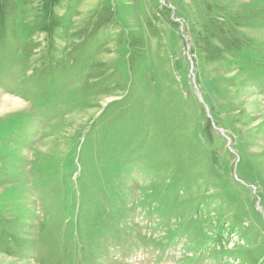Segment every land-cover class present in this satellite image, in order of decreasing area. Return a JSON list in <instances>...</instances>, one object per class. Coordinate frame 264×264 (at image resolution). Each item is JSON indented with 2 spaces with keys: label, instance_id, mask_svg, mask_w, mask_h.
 Returning <instances> with one entry per match:
<instances>
[{
  "label": "rangeland",
  "instance_id": "rangeland-1",
  "mask_svg": "<svg viewBox=\"0 0 264 264\" xmlns=\"http://www.w3.org/2000/svg\"><path fill=\"white\" fill-rule=\"evenodd\" d=\"M0 8L9 16L14 9L18 20L11 32L20 47L41 42L34 60H43L52 39L58 42L48 36L51 30L79 32L96 21L86 34L108 42L86 56L114 67L113 74L127 73L132 45L118 50L121 33L148 40L150 27L156 29L145 51L149 64L137 73L142 84L148 79L152 85H142L143 95L154 100L158 55L165 57V68L179 81L188 79L202 104L200 112L214 129L211 148L218 163L215 184L200 181L201 189L191 195L185 182L165 184L148 175L147 165L158 164L157 142L113 139L112 132L102 131L109 120L99 130L94 126L119 97H83L79 79L69 77L59 103L50 105L57 94L37 102L19 96L17 82L2 83L0 228L8 239L15 236L13 227L25 226L34 241L25 259L0 252V264H241L233 255L224 258L227 249L243 250L264 234V94L242 85L230 62H205L198 37L209 17L220 26L232 20L241 25L243 17L264 13V0H0ZM239 32L264 52V29ZM211 48H204L206 56ZM91 71L90 65L79 71L80 82ZM195 126L189 125V134ZM173 156L189 168L196 162L194 155L185 161L175 150ZM226 156L228 168L222 169Z\"/></svg>",
  "mask_w": 264,
  "mask_h": 264
},
{
  "label": "trees",
  "instance_id": "trees-1",
  "mask_svg": "<svg viewBox=\"0 0 264 264\" xmlns=\"http://www.w3.org/2000/svg\"><path fill=\"white\" fill-rule=\"evenodd\" d=\"M11 10L14 9L11 8ZM11 10L9 16L4 14L5 9L0 8V67H4V73L0 74V85L2 83L17 82L18 95L32 98L37 102H40V100L45 103L50 102V94L55 93L57 99L51 101L50 105H56L68 88V78L74 77L77 78V81L79 79V93L83 97H119V99L109 103L103 109L98 120L92 123L97 128L109 120L102 131L104 133L112 132L111 137L116 140L126 138L131 143L134 141L135 144L145 141L146 145L152 141L157 142L160 146L158 164L154 168L147 165L146 170L149 176L155 179L159 177L165 184L174 182L178 185L185 182V186L190 189L191 195L194 196V192L201 189L200 181L206 179L208 182L214 183L212 172L218 166L216 159H213L215 152L211 148L214 129L211 128L208 119L204 118V114H201L202 104L196 95L190 92L188 79L183 80L184 82L177 80L172 70L165 68V57L160 58L157 54L159 59L156 77L159 80L157 86L160 88L157 90L151 88L154 100H150L149 97L143 95L144 88L149 89L152 85H150L148 79L144 80L146 85L142 84L137 79V73L149 64L145 51L149 52L151 46L148 42L150 43L151 36L157 35L156 29L153 30L150 27L148 40L143 35L137 37L136 34L128 33L130 35L128 38L125 32L121 33L116 45L118 50L128 48L130 45L134 48L131 46V51H128L127 73L118 71L113 74L117 71L114 67L100 63L95 55L91 54L93 60L86 56L88 52L91 53L90 49H94L98 54L108 42L99 43L97 37L86 34L90 29L88 26H96V21L95 23L89 22L88 26H85L83 31L80 30L79 32L72 30L70 27L51 30L48 36L50 39L56 36L58 42L55 43L52 39L43 60L42 58L34 60L35 52L38 49L37 47L41 46V42L31 41L26 42L22 47L19 46L18 40L14 38L16 33L14 36L11 32L14 23L18 19L14 17ZM246 17L242 18L241 25H238L236 20H232L234 23L227 22L226 27L223 23L220 26L219 21L216 22L209 17L208 22L202 26L203 32L198 37V43L203 48L201 53L205 62H207V59L213 58L217 59L216 62L222 60L230 62L231 71L238 70L241 74L242 85L245 87L257 86L260 93L264 94V52L249 40H245L239 32L242 29H264V13H258L257 15L254 13V18L250 14ZM173 26L174 24L170 25V27ZM180 39L177 37L176 41H180ZM206 45L213 47L209 56L205 55L204 48ZM164 53L167 54L166 51ZM38 62H40L39 65H37ZM88 65L91 66L92 71L85 81L80 82L81 73L79 71L82 72ZM110 75L114 77V81H110ZM150 76L155 77L152 74H149ZM142 85L144 88H142ZM52 86H54L53 90H51ZM116 94L118 96H114ZM147 100H150V102H147ZM210 115L217 126L219 120L211 107ZM115 122L117 124H114ZM232 123L233 121H230L229 129H231ZM190 124L196 125L194 135L188 133ZM122 133L123 135L120 136ZM97 134L101 135L100 132ZM169 148L173 149H170L172 152H168ZM174 150L180 152V156L184 157L185 161H187L188 155H194L196 162L193 167L184 166L178 158L173 156ZM202 152L204 153L203 156ZM228 162L229 157L226 156L221 168H228ZM240 163L241 156L237 169ZM208 168L211 171H208ZM124 170L126 171V169ZM152 170H155L156 176L151 174ZM259 197L261 201L262 197L260 195ZM19 228L22 231L17 227L15 229L13 227L15 236L8 239H6V230L0 228V236L4 238L0 241V252L25 259V251L30 249L34 240L28 235L25 226H19ZM248 243L250 244V246L248 244L249 248L248 246L246 248L240 246L243 247V250L240 251L227 247L224 258L233 255L235 260L241 262V264H264V234L262 237L254 236L251 240H248ZM13 245H16L17 248H13ZM221 262H224L223 258Z\"/></svg>",
  "mask_w": 264,
  "mask_h": 264
}]
</instances>
